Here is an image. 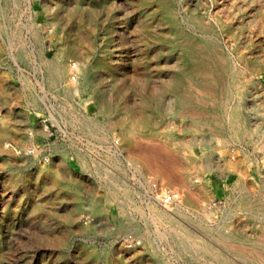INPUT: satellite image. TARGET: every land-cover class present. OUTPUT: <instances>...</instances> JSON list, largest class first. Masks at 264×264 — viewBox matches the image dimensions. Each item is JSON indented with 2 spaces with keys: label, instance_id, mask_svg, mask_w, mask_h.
<instances>
[{
  "label": "bare ground",
  "instance_id": "obj_1",
  "mask_svg": "<svg viewBox=\"0 0 264 264\" xmlns=\"http://www.w3.org/2000/svg\"><path fill=\"white\" fill-rule=\"evenodd\" d=\"M100 2L47 5L64 34L44 35L38 53L17 58L15 90L20 97L30 88L29 101L17 111L14 129L0 126V137L15 138L17 163L37 164L29 179L36 207L68 216L77 228L84 214L126 210L103 203L90 185L94 175L113 174L100 154L140 173L147 200L142 211L156 222L172 220L185 210L181 199L201 203L210 196L202 190L209 183L205 168L215 157L219 165L225 160L222 151L205 149L213 135L221 143L232 134L264 148V0ZM28 7L30 32L39 22ZM175 134H201L202 160H182ZM153 185L160 186L157 193ZM86 193L94 196L87 203ZM52 199L63 202L54 206ZM227 227L218 239L237 240ZM138 243L129 250L140 252Z\"/></svg>",
  "mask_w": 264,
  "mask_h": 264
},
{
  "label": "rangeland",
  "instance_id": "obj_2",
  "mask_svg": "<svg viewBox=\"0 0 264 264\" xmlns=\"http://www.w3.org/2000/svg\"><path fill=\"white\" fill-rule=\"evenodd\" d=\"M51 1L0 0V126L6 122L10 130L19 118L17 111L25 107L30 96V88L20 97L16 93L17 58L24 57L25 61L38 53L44 35L64 34L57 32V23L51 11L46 10ZM82 1L94 5L102 0ZM32 5L39 24L28 32L25 22L28 6ZM242 89L246 92L252 86ZM260 92L263 101L264 89ZM249 122L255 125L254 121ZM175 135L179 149L183 150L182 160L188 155L195 159L202 156L201 134ZM224 135L226 142L216 141L213 135L210 146L205 148L209 154L219 150L225 153L221 165L215 157L212 166L205 168L209 183L208 188L202 190H209L210 196L201 203L196 199L189 202L181 199L184 212H176L172 220L159 222L141 210L146 208L147 200L140 173L133 171L127 162L100 154L99 162L113 174L94 175L90 185H96L95 193L103 203L123 205L126 210L116 215L111 211L84 214L81 228H77L68 216L46 212L41 205V209L36 207L29 196V179L37 164L17 163L12 155L15 138L1 136L0 264H120L118 258L126 249L129 253L121 264H264V259L256 253L264 255V202L261 197V192L264 193V148L236 139L232 134ZM52 137L56 138L57 132ZM159 147L155 143V149ZM246 151L252 152L250 158ZM159 188L153 185V193ZM113 191L118 193L117 199L111 198ZM93 197L86 193L83 202H90ZM53 200L50 201L54 206L63 202ZM212 201L217 204L212 205ZM207 206L210 208L206 209ZM228 225L236 231L238 239L223 242L218 239V233L224 228L231 229ZM133 240L141 241L138 243L140 252L129 250Z\"/></svg>",
  "mask_w": 264,
  "mask_h": 264
}]
</instances>
